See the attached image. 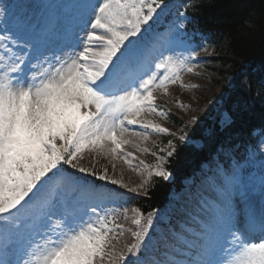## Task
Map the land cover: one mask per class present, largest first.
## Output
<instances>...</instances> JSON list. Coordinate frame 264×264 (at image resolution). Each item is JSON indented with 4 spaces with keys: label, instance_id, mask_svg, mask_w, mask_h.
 Masks as SVG:
<instances>
[{
    "label": "snow or ice",
    "instance_id": "6c2138e0",
    "mask_svg": "<svg viewBox=\"0 0 264 264\" xmlns=\"http://www.w3.org/2000/svg\"><path fill=\"white\" fill-rule=\"evenodd\" d=\"M167 6L165 0H77L40 4V15L30 16L17 11L22 5L0 0L7 25L0 29V264H264V174L257 187L244 179L242 165L217 166L215 196L201 201L196 238L177 246L160 239L153 213L145 217L131 209L134 229L126 227L119 217L128 219L129 209L105 204L115 194L93 192L68 171L108 179L131 193L147 194L153 176L170 179L172 139L151 153L157 162L136 187L109 177L107 168L100 175L81 164L85 152L134 160L124 150L132 143L129 135H176L142 115L168 117L154 91L167 94L177 81L184 86L181 73H193L199 55L196 49L183 57L161 52L144 67V33ZM189 7L194 5H184ZM178 15L187 20L185 12ZM54 35L62 53L55 63L46 55ZM257 83L264 100V69ZM239 90L250 94V82ZM197 121L193 115L184 127ZM232 124L229 110L221 127L208 132L220 159L231 155L224 134ZM178 139L184 142L188 134ZM235 195L244 202L243 219ZM125 232L132 242L117 248Z\"/></svg>",
    "mask_w": 264,
    "mask_h": 264
},
{
    "label": "trees",
    "instance_id": "16d2710c",
    "mask_svg": "<svg viewBox=\"0 0 264 264\" xmlns=\"http://www.w3.org/2000/svg\"><path fill=\"white\" fill-rule=\"evenodd\" d=\"M192 11L196 22L212 34L215 44L209 69L212 76L211 85L214 84L216 90L207 89L205 93H199V98L204 99L202 106L210 108L214 100L222 96L227 102V108L231 110V115L236 117L232 127L245 129L253 120L258 122L264 118V100L257 95V80L260 74L257 70L264 69V0H197ZM244 80L250 82V94L239 90ZM236 105L239 107H234ZM177 113L172 117V128L184 127L190 119V116L188 120L183 119ZM206 113L203 114L201 108L197 114L195 111L197 124L184 127L191 136L205 135L203 131L206 129L219 128L215 124L209 128L207 124L210 117ZM174 140L176 152L170 159V167L177 177L186 173L192 166H199V158L209 155L214 146L212 140H207L206 148L197 150L186 141L181 142L178 138ZM169 189L170 183L155 179L148 185L147 194L138 200L139 206L145 210L162 206Z\"/></svg>",
    "mask_w": 264,
    "mask_h": 264
},
{
    "label": "rangeland",
    "instance_id": "374dc122",
    "mask_svg": "<svg viewBox=\"0 0 264 264\" xmlns=\"http://www.w3.org/2000/svg\"><path fill=\"white\" fill-rule=\"evenodd\" d=\"M161 14H162V11L158 10V15L151 22V27L149 28L148 32L144 33V39L148 33L153 31L158 21L161 20ZM206 74H208V72H206ZM204 81H205L204 87L206 86V89L205 88L202 89L198 87V88H195L194 90L193 89L185 90L184 93H188L190 96H188V99L184 98L185 103L184 105H180V107L178 108L179 112L177 113V115H180V116L183 115V117L187 118L189 115L190 117L195 115V111L197 114V111H200V108H201V111H203V114L209 110V108H205V106L203 108L202 105L204 103V99L201 100V98H199V93L200 92L205 93L207 89L208 91H215L216 86L214 84L211 85L212 76L210 74L207 75V78H205ZM148 120H151V119H148ZM184 130H185L184 127L178 126V127H174L173 129H171V132L176 134L175 136H173L174 138H178L179 135H181L182 132H184ZM129 139L132 141V143L125 145L124 148L128 152L133 153L135 156V159L133 160L135 163L131 161L132 165H130L131 163H127V164L124 163V159L119 156L115 160H113L111 156L109 155H104V154H96V155L99 157L102 163L100 175H103L104 169L107 168V175L109 177L120 180L124 184H127L129 187H136L144 182V179L147 176L148 171L150 170V168L154 167L155 163L157 162L155 159V162L152 165V167L150 164H148L147 166L146 163L142 160V158L147 155H152L151 153L157 152V151H155L154 147H151L148 144V140H143L142 138H138V137L131 136V135H129ZM137 145H139V147H137ZM143 149H148V151L145 152L143 151ZM141 162L145 164V170H147V172H143V167H142ZM113 164H115V168H113L112 166ZM172 178H173V175H171L170 179ZM251 179L256 184L258 183L257 184V187H258L259 180L257 181L254 176H251ZM100 181L110 182V180L108 179H104V180L100 179Z\"/></svg>",
    "mask_w": 264,
    "mask_h": 264
},
{
    "label": "bare ground",
    "instance_id": "6f19581e",
    "mask_svg": "<svg viewBox=\"0 0 264 264\" xmlns=\"http://www.w3.org/2000/svg\"><path fill=\"white\" fill-rule=\"evenodd\" d=\"M155 40L157 41V40H159V38H155Z\"/></svg>",
    "mask_w": 264,
    "mask_h": 264
}]
</instances>
